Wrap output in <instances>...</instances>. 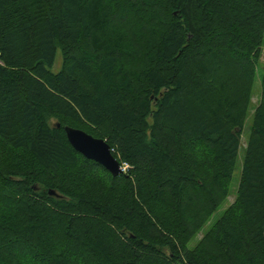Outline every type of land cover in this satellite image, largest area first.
<instances>
[{"label": "trees", "instance_id": "16d2710c", "mask_svg": "<svg viewBox=\"0 0 264 264\" xmlns=\"http://www.w3.org/2000/svg\"><path fill=\"white\" fill-rule=\"evenodd\" d=\"M263 47L264 0H0V264H264V62L187 248Z\"/></svg>", "mask_w": 264, "mask_h": 264}, {"label": "rangeland", "instance_id": "374dc122", "mask_svg": "<svg viewBox=\"0 0 264 264\" xmlns=\"http://www.w3.org/2000/svg\"><path fill=\"white\" fill-rule=\"evenodd\" d=\"M263 52H264V47H263ZM264 62V56L262 55L259 59L258 64L256 65V71H255V79L252 87V96L250 98V105L248 108V112L246 115V118L244 120V127H243V132L241 135V141H240V153L236 162V166L232 175V180L230 182V189L228 196L224 199V201L220 204V206L210 215L207 217L204 225L201 227V229L198 231V233L187 243V248L192 249L194 248L206 235L207 232H209L215 222L221 217L223 212L233 203L235 199V194L239 182V174L241 170V159L242 155L244 153V146H245V141L248 136L249 132V127L251 125V119H252V112L258 102L259 94H260V89H259V80H260V75H261V68ZM61 66V54L60 50L57 51L54 64L50 68L52 72H57Z\"/></svg>", "mask_w": 264, "mask_h": 264}, {"label": "water", "instance_id": "95a60500", "mask_svg": "<svg viewBox=\"0 0 264 264\" xmlns=\"http://www.w3.org/2000/svg\"><path fill=\"white\" fill-rule=\"evenodd\" d=\"M63 130L69 145L82 157L99 164L113 177L122 173L120 163L112 156L106 141L93 137L80 129L66 126ZM49 194L54 195V192L50 191Z\"/></svg>", "mask_w": 264, "mask_h": 264}, {"label": "built area", "instance_id": "2783aa9c", "mask_svg": "<svg viewBox=\"0 0 264 264\" xmlns=\"http://www.w3.org/2000/svg\"><path fill=\"white\" fill-rule=\"evenodd\" d=\"M128 168H129V166L126 163H121L120 164V169H121L122 173H125Z\"/></svg>", "mask_w": 264, "mask_h": 264}]
</instances>
